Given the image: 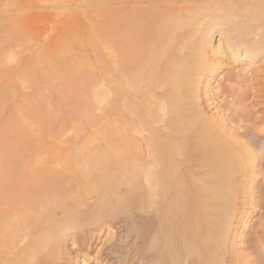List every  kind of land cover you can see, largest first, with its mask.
<instances>
[{"label":"bare ground","instance_id":"obj_1","mask_svg":"<svg viewBox=\"0 0 264 264\" xmlns=\"http://www.w3.org/2000/svg\"><path fill=\"white\" fill-rule=\"evenodd\" d=\"M109 4L103 93L138 187L24 164L0 122V264H264L243 222L264 217V0Z\"/></svg>","mask_w":264,"mask_h":264},{"label":"rangeland","instance_id":"obj_2","mask_svg":"<svg viewBox=\"0 0 264 264\" xmlns=\"http://www.w3.org/2000/svg\"><path fill=\"white\" fill-rule=\"evenodd\" d=\"M20 1L0 0V11L27 12V16L0 17V83L5 85L1 93L5 95H0V122L11 125V140L22 136L18 141L31 146L23 163L35 168L45 164L60 170L74 168L83 179L95 177L137 188L139 167H128L115 155L109 97L104 99V93L108 95L103 69L109 55L106 15L110 0H28L22 6ZM42 11L47 14L40 19ZM227 74V69L217 74L215 91L227 83ZM96 93L99 96L94 100ZM257 115L254 123L260 120ZM261 211L251 210L244 224L262 232ZM249 229L245 232L250 233Z\"/></svg>","mask_w":264,"mask_h":264}]
</instances>
